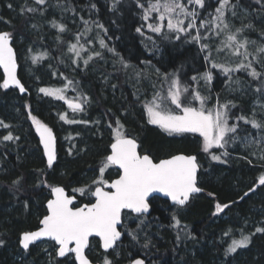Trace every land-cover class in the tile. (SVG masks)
Returning a JSON list of instances; mask_svg holds the SVG:
<instances>
[{"label":"trees","instance_id":"1","mask_svg":"<svg viewBox=\"0 0 264 264\" xmlns=\"http://www.w3.org/2000/svg\"><path fill=\"white\" fill-rule=\"evenodd\" d=\"M25 2L26 0H0V17L3 18L0 20V31L14 32L18 77L27 89L25 95H20L16 88L0 89V120L11 126L13 135L20 137L16 142H0V239L5 241L0 246V264H49L46 257L48 251L55 257L52 242L32 246L29 252L20 250L19 247L20 234L36 230L39 219L46 213L49 190L43 185H37L46 180L50 185L64 186L69 195L76 197L78 205L88 203L89 198L81 197L72 190L90 185L98 176L101 160L108 154L112 140L108 125H114L117 118L124 124L127 134L138 139L140 153L150 154L157 162L178 153L197 155L201 165L198 185L203 192L194 196L189 205L178 214L181 225H187L188 231L197 240L182 237L180 242L177 241V230L169 226L172 223L173 209L167 202L158 200L159 205L156 203L151 207V221L145 222L139 242L133 241L125 233L126 237L123 236L119 246L105 253L99 247V242L93 239L87 250L93 263L102 264L107 255L115 264H123L129 258L140 256L149 261L153 258L150 264H264V234L257 233L246 249H239L228 257H225L223 247H218L223 232L229 227L234 230L244 227L245 220L248 221L245 233L254 232L258 226L264 227V186L259 187L255 193H249L243 200L239 199L264 173L261 161L242 149L239 144L241 141L228 147L229 155L222 157L223 163L211 161L210 156L200 150L202 138L198 135H168L160 128L148 124L144 116L143 102L151 96L143 87V74L148 72L149 66L160 69L161 74L178 72L181 81L190 84V78L196 72L210 69L199 45L187 42L188 38L184 35L179 40H163L149 32L146 25L145 35L141 36L136 28L144 22L140 19V10L135 7L134 0H121L116 11L109 10L111 0H68L75 12L63 14L58 8H49L47 18L55 16L59 20L63 15V22L69 29L63 36L64 43H58L57 33L48 27L44 18L30 13L20 15L21 6ZM49 2L54 5L57 0ZM216 2L217 0H206L208 7L202 10L204 16L214 11ZM240 2L242 8L251 12L256 25V31L248 35L250 39L259 40L260 30L264 29V19L257 18L261 14L253 11L259 5L255 4V0ZM9 3L13 6L11 9L8 7ZM27 3L32 5V0H27ZM91 3L96 4V9L89 11ZM241 14L244 16L243 11ZM81 17L90 22L98 21L107 29L105 34L93 25L91 32L86 35L87 39H92V43L85 44V48L102 53V58H94L87 67L82 60L78 61V66L73 64L75 57L67 52V42H74V34L83 29ZM4 21H9L10 24ZM33 23L38 25L36 29L31 27ZM240 23L235 20L237 26ZM99 39L115 49L118 55L100 48ZM85 40L86 38L82 39L81 43ZM30 47L31 55L47 52V57L33 64L29 54ZM211 54L218 63L229 60L213 49ZM121 57L130 65L127 70L122 68ZM148 61L151 63H147ZM211 71L213 80L211 84H206V95L211 89L210 103L215 102L219 94L222 103L226 100L236 103L237 108L233 110L235 115L249 113V105L254 96H244L242 94L246 92L230 90L235 88L233 84L231 88L226 86L228 78L219 69ZM234 76L240 78L244 83L243 87L254 89L256 82L251 81L246 73L238 72ZM139 78L140 83L137 84L136 80ZM69 80L75 84L66 89L68 96L75 99L84 94L90 99L83 113H72L63 101L39 92L41 87L64 88ZM155 81L157 87H160L158 76ZM138 86L141 87L140 90L137 89ZM230 91L233 92L228 94ZM29 113L37 116L55 133L57 160L52 168L45 164L32 122L28 119ZM60 113H66L69 119L86 120L88 123L67 124L59 119ZM239 123L238 135L241 138L249 131H255L250 125H245L242 121ZM244 129H248V132ZM8 131L9 129L0 128V137ZM210 151L219 155L224 150ZM21 175L24 177L21 190L15 193L10 191L12 181ZM115 177L116 169L106 172V179L109 181ZM25 202L28 204L27 208ZM217 202L229 203L230 207L224 213L213 216ZM157 207L162 212H157ZM130 225L129 228H136V224ZM236 238H239L238 231ZM146 240L150 242L148 248L143 247ZM225 240L230 242L228 238ZM226 246L227 243L224 247ZM45 248L47 252L44 251ZM59 264H70V261L60 259Z\"/></svg>","mask_w":264,"mask_h":264},{"label":"snow or ice","instance_id":"2","mask_svg":"<svg viewBox=\"0 0 264 264\" xmlns=\"http://www.w3.org/2000/svg\"><path fill=\"white\" fill-rule=\"evenodd\" d=\"M120 4L121 0H111L109 10L116 11ZM134 4L140 10V19L144 22L136 28L137 33L144 36L146 25L149 32L163 40L173 38L179 40L184 35L188 38L187 42L199 45L201 52L205 53V61L210 64L209 70L196 72L191 76L190 84L182 82L178 72L161 74L160 69H156L160 87L156 88L154 84L152 98L143 102L146 122L157 126L168 135L199 134L202 138L200 150L208 154L211 160L222 163L224 162L222 157L229 155L228 147L238 141L242 140L245 147L256 145L260 148L257 158L261 161V167H264V29L260 30L259 40L250 39L248 33L256 31L251 12L241 7L240 0H217L214 11L209 12L207 16L202 13V10L208 7L206 0H134ZM255 4L259 7L253 11L261 14L257 18L264 19V0H255ZM8 7L11 9L13 6L9 3ZM53 7L58 8L62 14L75 12L68 0L63 2L57 0L54 5L49 0H32V5H29L26 0L21 6L20 15L30 13L44 18L48 27L57 33V42L64 43L63 36L69 29L63 22V15L59 20L55 16L51 19L47 18L49 8ZM88 7L91 11L96 9V4L91 3ZM241 11L244 12V16L237 26L235 20L241 18ZM2 19L0 17V20ZM4 23L10 24L9 21ZM81 23L83 29L74 34L75 42H67V52L75 57L72 60L73 64L78 66V61L82 60L83 65L87 67L94 58H102V53L85 48V44L92 43L91 38L86 39L84 43H81V40L91 32L93 25L105 34L107 29L98 21L90 22L83 17ZM31 27L36 29L38 25L33 23ZM213 38L219 41L215 48L217 54L234 58V63L231 60L216 62L211 54L212 48L207 42ZM14 42V32L0 31V69L3 72L0 89L14 86L20 93H25L27 89L17 77L18 56ZM99 45L100 48L118 55L103 39H99ZM31 52L30 47L29 54L33 64L48 55L47 52L31 55ZM82 52L87 55L86 59L81 55ZM120 63L124 70L130 67L122 57ZM211 69H219L228 78L226 86L229 88L232 84L242 83L239 77L234 76L238 72L246 73L251 81L256 82L253 89L256 97L249 113L235 115L233 110L237 108L236 103L232 100L222 103L219 94L215 98V103L209 106L212 100L211 89L209 88L208 95H203L199 89V82L202 80L205 84H211L213 80ZM74 84V81L69 80L64 88L41 87L39 92L63 100L73 113H83L86 110L85 106L90 103L87 95L80 94L73 100H69L64 95L65 89ZM232 90L236 91V89ZM28 119L31 120L39 137V145L42 146L47 166L52 168L54 161L57 160V139L53 129L31 113ZM59 119L67 124L88 123L86 120L69 119L66 113H60ZM240 121L250 125L255 131L248 132V129H244L248 135L241 138L238 135ZM108 127L111 129L112 137L110 151L101 160L98 176L90 185L72 190L81 197L89 198L88 203L77 206L76 197L67 194L64 186L50 185L46 180L37 185L47 187L50 198L47 199L46 213L39 219L38 228L34 231H24L18 238L19 246L25 252H29L30 245L35 242L47 240L54 242L55 252V257L49 253V264H59L56 258H65L70 264H91L86 254L90 246V237L98 238L99 247L105 253L115 250L122 236L120 227L126 226V218L137 221L136 228L129 230L127 234L133 241L139 242L146 215H150L153 202L159 198L155 194H162L171 202L173 213L172 223L169 226L177 230V241L180 242L182 237L197 240L194 234L188 231V226L181 225L178 218L179 212L189 205L193 195L203 191L198 186V172L201 165L197 155L178 153L166 159H159L157 162L150 154H141L138 151L140 148L138 139L127 134L119 118L115 120L114 125L110 123ZM0 128L9 129L6 135L0 137V142H16L20 139L19 136L13 135L11 126L3 120H0ZM214 148L224 151L218 155L210 151ZM71 154L69 149V155ZM112 168L116 169L118 178L109 181L106 179V172ZM23 181L24 177L18 176L12 181L9 190L14 193L20 191ZM261 186H264V173H261L253 187L239 199L243 200L249 193H255ZM27 207L28 204L25 202V208ZM229 207V203L217 202L212 215L218 216ZM247 225L248 221L245 220L244 227L235 230L229 227L223 232L218 247H223L225 257L237 253L239 249H246L257 233L264 234V227L261 226L256 227L254 232L245 233ZM237 231L239 238H236ZM225 243H227L226 247H224ZM4 244L5 241L0 239V246ZM149 245L150 242L146 240L143 247L148 248ZM44 251L47 252V249L45 248ZM102 264H115V261L105 255ZM130 264H145V262L142 259H134Z\"/></svg>","mask_w":264,"mask_h":264},{"label":"rangeland","instance_id":"3","mask_svg":"<svg viewBox=\"0 0 264 264\" xmlns=\"http://www.w3.org/2000/svg\"><path fill=\"white\" fill-rule=\"evenodd\" d=\"M240 19H237V21L238 22H241V20H242V18H243V14H240ZM96 29V28H95ZM86 39H87V37H85ZM74 41V40H73ZM20 43L22 42V41H19ZM75 42V41H74ZM219 43V41L218 40H216L215 38H213L212 40H210V42H209V44H210V47L215 51V48H216V46H217V44ZM25 46V45H24ZM68 54H71V53H68ZM72 55V54H71ZM81 55L86 59L87 58V55L84 53V52H82L81 53ZM222 55V54H221ZM219 59H221L220 58V56L218 57ZM223 58H226V59H229V60H231L232 62H235V60H234V58H228V57H226V56H224L223 55ZM222 58V59H223ZM157 76V73H156V68L155 67H152L151 65L149 66V69H148V72L146 73V74H143V80H144V82H143V84H144V86L143 87H145L146 88V90L148 91V93H149V95L151 96L150 98H149V100L152 98V96H153V92H154V88H153V85L155 84L156 85V88H159V87H157V83H156V81H155V77ZM136 83L137 84H139L140 83V78L139 79H137L136 80ZM244 83H241L240 85H236V84H233L234 85V88L236 89V92H239V93H244V92H246V93H244V94H242V95H253L252 97H253V99L251 100V102H250V105H249V107L251 108V106H252V103H253V100L255 99V97H256V94H255V92L252 90V89H250L248 86H245V87H243L242 85H243ZM49 89H54V88H49ZM55 89H59V88H55ZM137 89L138 90H140L141 89V87L140 86H138L137 87ZM199 89H200V91H201V93L203 94V95H206V91H207V88H206V84H205V82L204 81H200L199 82ZM241 89H243L244 91H241ZM230 90H232V88L230 89ZM248 90H250L251 92H249ZM70 91V90H69ZM253 91V92H252ZM233 91H230L228 94H231ZM247 92H249V93H247ZM141 94L143 95V96H146V94L145 93H143V92H141ZM64 95L69 99V100H73L72 99V97H70V96H68V92H67V90L65 89V92H64ZM52 97H55V96H52ZM56 98V97H55ZM61 101H63V100H61ZM63 103H65L64 101H63ZM215 102H213V103H210L209 104V106H211V104H214ZM66 104V103H65ZM67 105V104H66ZM198 106V105H197ZM70 112H72V110L70 109ZM73 113V112H72ZM152 126H155V125H152ZM155 127H157V126H155ZM249 132H251V131H249ZM188 134H192V133H188ZM196 135H198L199 136V134H196ZM248 135V134H247ZM239 144H241V148L243 149H245V151L248 153V154H250V155H252L253 156V158L254 159H256V160H258V156H259V154H260V148L258 147V146H256V145H252V146H250V147H245L244 146V144H243V142H242V140H241V142H239ZM215 149V148H214ZM213 149V150H214ZM252 153H255V155H253ZM211 161H213V160H211ZM173 212V211H172ZM126 220L127 221H131V219H128V218H126ZM144 224H145V222H144ZM123 231H124V228L122 229ZM129 230H131V228H129L128 226H125V231L123 232V233H127ZM43 243H46V242H43ZM48 244V243H47ZM49 253H51V251H48L47 253H46V257L48 258V261H49ZM51 255H52V253H51Z\"/></svg>","mask_w":264,"mask_h":264},{"label":"water","instance_id":"4","mask_svg":"<svg viewBox=\"0 0 264 264\" xmlns=\"http://www.w3.org/2000/svg\"><path fill=\"white\" fill-rule=\"evenodd\" d=\"M15 49V48H14ZM16 51V50H15ZM17 67H18V62H17ZM1 70V72H2V69H0ZM2 75H3V72H2ZM17 77H18V68H17ZM18 79H19V77H18ZM10 88H15L14 86H10L9 87V89ZM17 89V88H16ZM18 90V89H17ZM18 92H19V90H18ZM20 93V92H19ZM27 92H25V93H20V95H25ZM34 128V127H33ZM34 132H35V129H34ZM55 134V133H54ZM35 135H36V137H37V140H38V142H39V137H38V135L36 134V132H35ZM40 148H41V152L43 153V149H42V146H40ZM109 149V151H110V148H108ZM138 151H139V149H138ZM168 158V157H167ZM44 159H45V164L47 165V162H46V158L44 157ZM163 159H166V158H163ZM56 161H54V163H55ZM48 167V166H47ZM49 168V167H48ZM199 173V172H198ZM118 178V177H117ZM203 192V191H202ZM202 192H200V193H202ZM66 193L68 194V192L66 191ZM200 193H196V194H194L193 196H196V195H198V194H200ZM155 195H157L158 197H159V199H162V200H164V201H167L168 203H169V205L171 206V202L166 198V197H163V195L162 194H155ZM75 203L77 204V199L75 200ZM45 208H46V204H45ZM150 214H151V209H150ZM146 216H149V215H146ZM38 225H39V223H38ZM121 228L122 227H120V231H121ZM34 231V230H33ZM122 232V231H121ZM123 233H122V236H121V239H120V241H122V239H123ZM19 238V237H18ZM93 239H95V240H97L98 242H99V240H98V238H95V237H90V243H91V241L93 240ZM119 241V242H120ZM43 242H51V241H47V240H42V241H37V242H35L33 245H30V248L32 247V246H37L38 244H41V243H43ZM118 242V243H119ZM52 243H54V242H52ZM20 247V246H19ZM21 248V247H20ZM20 250H23L22 248L20 249ZM101 250L104 252V250L101 248ZM24 251V250H23ZM111 250H109L108 252H110ZM107 252V253H108ZM86 254H87V250H86ZM62 260V259H64V258H58V260ZM139 259H141V258H139ZM143 260V259H142ZM91 261V260H90ZM91 264H98V263H93L92 261H91Z\"/></svg>","mask_w":264,"mask_h":264},{"label":"flooded vegetation","instance_id":"5","mask_svg":"<svg viewBox=\"0 0 264 264\" xmlns=\"http://www.w3.org/2000/svg\"><path fill=\"white\" fill-rule=\"evenodd\" d=\"M115 169V168H114ZM117 177H115L114 179H116ZM158 200H162V199H156L154 202H153V205L154 204H156V203H158V205H159V201ZM164 201V200H163ZM165 202H167V201H165ZM167 204H168V206L170 207V208H172V206H170L169 205V203L167 202ZM77 206H79L78 204H77ZM158 209H157V212H162V210L159 208V207H157ZM152 209V208H151ZM173 209V208H172ZM151 215V214H150ZM150 215L149 216H146V218H145V222H150L151 220H149L150 219ZM137 223V221H133V220H131V221H127V220H125V225L126 226H129L130 224H132L133 226H135V224ZM131 226V225H130ZM124 228V231H125V226H122V228H121V231H122V233L124 232L122 229ZM123 235H124V237H126L125 235V233H123ZM120 242H122V241H120ZM119 244V243H118ZM139 258H141V259H143L144 260V262H145V264H150L152 261H153V258L149 261L148 260V258H146V257H144V256H140V257H134V258H129V261L128 262H125V263H123V264H130V261L131 260H134V259H139ZM150 262V263H149Z\"/></svg>","mask_w":264,"mask_h":264}]
</instances>
